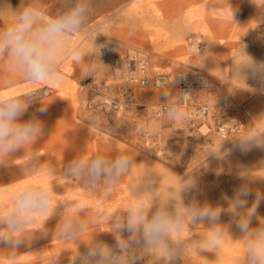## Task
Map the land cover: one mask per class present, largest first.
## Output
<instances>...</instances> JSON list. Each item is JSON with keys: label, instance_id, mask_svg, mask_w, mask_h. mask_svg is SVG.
I'll list each match as a JSON object with an SVG mask.
<instances>
[{"label": "clouds", "instance_id": "obj_1", "mask_svg": "<svg viewBox=\"0 0 264 264\" xmlns=\"http://www.w3.org/2000/svg\"><path fill=\"white\" fill-rule=\"evenodd\" d=\"M13 10V9H12ZM91 0H63L54 14L48 15L43 0H21L13 10L11 22L0 28V61L10 71L19 73L34 85L62 83L61 66L66 58L74 57L77 63L83 57L82 48L73 43L91 14ZM233 15V9L231 8ZM98 46V54L100 48ZM248 57L247 62L236 66L237 74L246 81L251 73L264 85V63L256 64ZM94 69L85 67L84 74L91 76ZM206 87H210L205 82ZM264 91V87L261 89ZM188 91L169 90L161 93L163 115L172 123L186 119ZM32 100L14 95H0V165L9 163L18 150L24 153L30 145L43 135L44 125L35 115L27 120L22 117ZM46 106L40 108L44 112ZM99 117L94 123H99ZM243 132L232 139L233 147L248 151L253 147L264 148V113L255 118ZM141 127H143L141 125ZM224 144V142H223ZM220 152L223 156L228 150ZM210 155L219 156L213 152ZM137 163L127 153L109 156L102 152L81 154L71 159L64 168L66 177L77 180L89 190L102 189L111 192L121 178L131 172ZM40 175H54L55 169L39 162L34 153L28 154L25 165ZM159 176L154 171H145L139 183L132 187V200L126 210L109 214L102 206L94 213L95 221L107 220L112 226L114 245L93 239L85 252L71 259L70 264H195L191 253L203 257L208 264H264V219L258 216V208L264 201V193L253 192L247 180L242 183L228 200L233 222L239 230V239H233L228 226L221 223L222 208L210 204L201 205L195 199L185 203L186 194L196 187L194 177L179 176L175 194L164 200L157 197ZM53 188L47 183L21 184L8 189V202H4V191L0 190V245L7 259L17 264L21 246L30 244L37 233L47 235L46 222L58 215L53 234L62 241L78 240L86 233L92 222L87 218L86 203L75 207L68 204L54 205ZM255 199L249 205V197ZM102 201L106 195L101 197ZM42 217H46L39 229H33ZM259 220L253 226V219ZM202 224L205 231L196 238H185L187 227ZM127 233V235H125ZM228 237L243 242V248L232 255L223 252ZM202 253H212L209 260ZM61 253L54 255L46 264H58ZM151 256V259L149 257Z\"/></svg>", "mask_w": 264, "mask_h": 264}, {"label": "rangeland", "instance_id": "obj_2", "mask_svg": "<svg viewBox=\"0 0 264 264\" xmlns=\"http://www.w3.org/2000/svg\"><path fill=\"white\" fill-rule=\"evenodd\" d=\"M20 2L21 0H0V28L11 22L13 10L18 8ZM28 2L29 0H23V3ZM150 2L153 0H91V14L81 32L73 37V43L82 48V58L85 57L86 61L84 66L94 69L92 75L69 77L68 68L73 65L68 61L69 56L61 66L64 76L62 83L45 82L34 85L24 95L16 93L11 95L38 101L48 98L43 95L45 88L49 89V96H52L57 95L59 88L62 87L61 105L72 113L70 123L88 127L105 138L97 141L96 134L93 135L92 146L97 147L99 152L113 157L122 152L130 154L138 163L147 161L146 167L153 169L158 175L165 174L169 177L176 174L192 175L196 187L191 191L190 199H185L186 204L192 199L201 205L220 201L225 207L222 212L224 209L230 212L228 200L233 196L240 182L232 154L234 144L232 139L249 127L253 120L256 122L254 112H264V91L261 90L264 85L251 73H246L247 79L244 81L237 74L236 66L247 62L248 57L244 52L254 63H264V20H262L264 14L254 23L257 30L256 40L247 41L244 46L239 45L245 43L239 38L235 40L238 45L231 48L208 46L200 32L195 29L188 30L184 34L183 44L185 48L192 50L196 63L184 64L174 62L166 51L176 47V43L169 36L176 30V26L172 23L176 20V12L172 13L171 20L165 21L163 25L166 27L163 30H156L157 20L150 15L148 11L150 8L144 9L150 5ZM207 2L211 3L212 7L221 8L220 1ZM62 4L63 0H43L48 15L54 14ZM238 6L233 10L235 19L245 15L243 10L235 13ZM255 9L251 14L264 12V7ZM136 31L141 33H133L132 40L117 35V33ZM154 35H156L154 38L151 37ZM193 36L201 39L203 44L200 49L196 50L195 46L189 43V39ZM154 43L157 47H154ZM98 46H103L100 48V55L97 51ZM233 49H239L237 50L239 58L232 62L230 52ZM133 51H137L146 59L145 70L135 65H128L129 53ZM115 57L118 59L116 64L113 62ZM215 57L217 71H204L200 65ZM2 67L7 66L0 61V68ZM178 71L200 72L208 78L210 87L195 88L186 102V119L183 122L172 123L165 115L158 117L154 113V109L162 104L161 93L169 90L170 86H155L152 83L141 85L130 76L153 77L158 73L174 74ZM171 89L174 92L179 91L176 86H171ZM107 100L120 101V109L117 112L108 110L105 104ZM96 117L100 118L99 123H94ZM222 144L221 151L228 150L226 156L220 152ZM256 148L264 150V148ZM213 152L219 158L210 155ZM87 153L86 150L82 152V154ZM142 169L140 167L139 172ZM78 183L77 180L68 177L69 186ZM100 192L101 190L95 191L93 196L97 203H107L111 200L102 201ZM69 199L79 200L75 196ZM80 199L81 203H85L91 198L82 196ZM88 209L90 210L89 207ZM222 216L221 213L220 218ZM229 221L228 219L225 222L229 223ZM96 226V224L91 225L88 230ZM196 233L197 231H193L191 234ZM73 258L75 254H70L65 256L63 261L65 264H70Z\"/></svg>", "mask_w": 264, "mask_h": 264}, {"label": "bare ground", "instance_id": "obj_3", "mask_svg": "<svg viewBox=\"0 0 264 264\" xmlns=\"http://www.w3.org/2000/svg\"><path fill=\"white\" fill-rule=\"evenodd\" d=\"M179 4L180 2H176V0H172L170 5L168 7H165V0L163 1L153 0V2H150V5L148 7H145L144 9L150 8V10L148 11L153 17L157 16V14L161 15L160 19L155 18V20H157L156 30H163L165 28V26L163 25L164 17L167 15L170 16L172 15L173 12H176V9L178 8ZM261 15H258L257 17L253 18V20L247 19L243 21L240 24V26H238V32H236L235 34H231V35H226V34L222 35L220 31L211 32L210 30H208V25L202 22H199V24L197 23L196 25L198 26V32L201 33L203 38L206 40V43L208 46L218 45L220 46L221 49L223 47L231 48L234 45L235 40L238 38L242 39L245 42V43L239 44L242 46L246 45L247 41L256 40L257 30H256V27H254V21L259 20ZM262 20H264V18ZM173 22H174L173 23L174 26H176V20H173ZM140 27H143V26H140ZM134 33L136 34L141 33V31H138V32L136 31ZM117 35L122 36L124 39H127V40H132L133 38L132 34H128L126 32L117 33ZM155 36L156 35L151 36V37L154 38ZM169 36L171 37V39L174 40L173 42L176 43V47L174 49L172 50L166 49V51L172 56L173 58L172 60L174 62H177V63L182 62L184 64H187L188 62L196 63L194 61L192 50L190 51V49H187L184 47V44H183L184 37L182 36V34L177 33L176 30H174L170 33ZM156 45L157 44L154 43V47H157ZM220 50L218 51V55L220 54ZM226 50L228 51V49ZM237 50L239 49H233L230 52V54L232 55V58H231L232 62L235 60H238L239 58L237 57L238 55ZM215 62H216V57L214 59L212 58V59L206 60L200 66L206 72H209L210 70H214L216 72L218 67L215 64ZM130 65L134 66V64H130ZM133 77H136V76H133ZM59 90H62V87H60ZM53 98H54V95L48 96L47 100L51 101ZM108 101L110 100H107L106 102ZM262 113L264 112H260V113L254 112L253 115L256 118ZM65 125H67L68 131H66ZM74 126H75V123L68 122L67 124H64L63 132L59 134L60 135L59 139L68 141L70 143L69 149L73 148L74 145L79 144L80 147L82 148V151L86 150V152H88L87 154L89 155L99 152V149L97 147H93L88 143L89 140L91 139L90 138L91 136H89V134H86L85 126L83 125L80 127L78 126L74 127ZM77 128H78L77 133H75V129ZM232 154H233V158L236 162V166L238 170L236 175L240 177V182L238 184V187L247 180L253 192L260 191L261 193H264V150L261 151V150H258L256 147H253L252 149L248 151H241L239 150V148L233 147ZM136 163H137L136 167L131 172H129L127 175L123 176L121 180L119 181V183L115 186V188L111 192H108L105 194L102 189H98V190H101L100 197L106 195V199H104L105 201H107L108 199H111V200H108L107 203H104V202L97 203L95 201L93 196L95 194V191L97 190H89L86 188L82 190V189H77L74 186H69L67 188L58 187V186L53 187L54 205L56 203H59V204H68L70 206L75 207L81 204L80 198L82 196H89L91 199L88 202H85L87 206L90 208L89 212L87 213V218L92 222L89 224V226L95 225V224L97 226L93 228L92 230H87L86 233L81 234L78 240L65 242V241L58 239L57 236L53 234L55 225L59 219L58 215H54L46 222V225H45V227L48 230V234L41 235L37 233L31 242L33 243L34 241H40V240H43V241L46 240L47 242L50 241L46 250H44L40 255H38L34 259H31V262H32L31 264H43V261H46V262L49 261L57 253H61L60 257L58 258V264H65L63 261L65 256L70 255V254H75L76 256L78 254V251L81 253L85 252L87 249V244L91 243L93 239L103 241L109 245H114L115 240L111 233L112 231L111 224L107 220L95 221L93 219L94 213L96 212L98 206L104 207V209L108 211L109 214L116 210L124 211L127 209V207L129 206L132 200V187L136 185L137 183H139V180L145 171H154L153 169L146 167L147 161H143L142 163H138L136 161ZM140 167L143 168L142 171L140 170L141 172H139ZM56 173L57 172L55 171L54 175L52 176L51 175L38 176V183L44 182L50 179L51 177L55 178ZM158 176H159V184L157 188V197L160 200H163V198L165 197L166 198L172 197L175 194L174 190L176 189L178 185L179 176L181 175L176 174V175H173L172 177H169L165 174H159ZM4 193L5 195H7L8 191H5ZM74 196L78 197L79 200L73 201L74 199L73 200L69 199V197L74 198ZM219 198H221V195H219ZM112 199H115V200L112 201ZM185 199H190V194H186ZM254 199H255L254 195L249 197V205ZM210 205H215L216 207H220L222 209L225 208L223 203L220 201L210 204ZM228 209H229V203H228ZM221 213L223 214V216L220 218L221 223L228 226V231L234 240L239 239L241 234L239 230L236 228L235 223L233 222L234 218H233L232 213L228 212L227 209L226 210L224 209L223 212ZM258 216L261 219H264V201H262L259 205ZM228 219L230 221L229 223H226L225 221ZM45 220H46V217H43L41 222L37 224L33 229L35 230V229L41 228ZM258 223H259V220L254 218L253 226H257ZM205 230H206L205 226L202 224H197L195 226L187 227L185 230V238H196L200 234H202ZM193 231H197V233L192 235L191 233ZM232 238L228 237L223 245L222 250L226 255H232L238 249L243 248L242 241L240 240L234 241ZM202 255H204L209 260L214 258V254L212 253H202ZM191 257L195 261V264H208V261L205 258L197 257L195 253H191ZM149 259H151V256L149 257ZM140 263L147 264V260L145 259L144 261H141ZM175 264H182V261L179 258H177Z\"/></svg>", "mask_w": 264, "mask_h": 264}, {"label": "crops", "instance_id": "obj_4", "mask_svg": "<svg viewBox=\"0 0 264 264\" xmlns=\"http://www.w3.org/2000/svg\"><path fill=\"white\" fill-rule=\"evenodd\" d=\"M171 1L172 0H168V2L165 1V7H168ZM207 1L210 2V0H176V2H180L176 9L177 33H181L184 37V34L188 30L195 29L198 31V26L196 24L202 22L208 25V30L211 32L220 31L222 35H231L238 32V26H240L243 21L247 19L253 20V18L258 15L264 14V12L251 14V11L255 8L264 7V0H217L221 2V8L212 7L211 3H208ZM236 6L239 8L235 10V13L243 10L245 12L244 17H238L237 15L238 18L235 19L234 14L232 15L231 8L234 10V7ZM172 17V15L165 16L163 19L164 24L166 20H171ZM154 18L160 19L161 15L157 14ZM257 21L259 20H255L254 23ZM172 23L174 22L172 21ZM128 29H130V27ZM126 33L133 34L134 32ZM235 45L238 44L234 42L233 46ZM84 59L85 57L82 58L81 62L77 63L74 57L70 56V58H68V61L73 63V65L68 68V72L70 73L69 77L73 78L84 74V64L86 62ZM7 69L8 67L0 68V95L7 96L13 93L24 95L34 86V84L26 80L19 73H13ZM62 93V90H59V93L54 95V98L51 101H48V98L38 101H30L28 110L22 119L27 120L35 115L43 122V135L38 138L34 145H30L25 153L23 149L18 150L10 158L8 164L0 165V190L5 192L8 191L9 188L18 187L21 184H38V176L41 175L25 167L28 162L29 153H34L38 157L40 163L51 166L57 172L55 178L51 177L50 179L39 183H47L52 188L56 186L65 188L69 187L68 177L64 175L65 165L74 157L81 155L83 151L79 144H76L73 148L69 149L70 143L59 139V134L63 132V125L72 120V113L61 105L63 97ZM42 105L46 106L44 112H40ZM65 112H69L70 114H65ZM60 115H62V117L59 118ZM65 126L66 131H68L67 125ZM77 126L80 127L82 125L75 123L74 127ZM77 130L78 128L75 129V133H77ZM85 131L86 134L91 136L88 143L92 146V138L95 132L88 127H85ZM95 134L97 141L105 139L100 136L99 133ZM53 180H56V182L54 183ZM74 187L82 190L85 189L80 183ZM8 198V194L4 195L5 203L8 202ZM42 219L43 217L41 220ZM35 226H33V228ZM49 243L50 241L47 242L46 240H40L21 246L19 249L21 254L17 264H31V259H34L46 250ZM0 248H3V245H0ZM0 264H12V262L6 258L3 250H0ZM43 264H46V261H43Z\"/></svg>", "mask_w": 264, "mask_h": 264}, {"label": "built area", "instance_id": "obj_5", "mask_svg": "<svg viewBox=\"0 0 264 264\" xmlns=\"http://www.w3.org/2000/svg\"><path fill=\"white\" fill-rule=\"evenodd\" d=\"M189 41V43L191 45H194L196 49H200L202 47L203 43L200 38L193 36L189 39ZM113 62L116 64L118 62V59L116 57L113 58ZM130 64H134L141 70H145V67L147 66V61L145 58L140 56V53H138L137 51H133L129 53L128 56V65L131 66ZM130 78L135 79V81H138L141 85H147L152 83L155 86H176L179 90L190 92L191 95L192 91L195 88L206 87L205 82L207 83V85H210L208 78L204 74L197 71L191 73L178 71L174 74L158 73L155 74L153 77L143 75L140 77L130 76ZM49 93L50 91L48 88H45L43 90L44 96H47ZM190 97L191 96L187 97L185 103L187 102V100L190 99ZM105 104L108 110L115 112L120 108L121 102L116 100H110ZM154 113L158 117L163 115L162 104H159L154 109Z\"/></svg>", "mask_w": 264, "mask_h": 264}]
</instances>
